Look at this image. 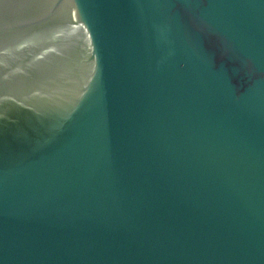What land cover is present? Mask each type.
<instances>
[{"label": "water", "instance_id": "95a60500", "mask_svg": "<svg viewBox=\"0 0 264 264\" xmlns=\"http://www.w3.org/2000/svg\"><path fill=\"white\" fill-rule=\"evenodd\" d=\"M0 264H264V0H0Z\"/></svg>", "mask_w": 264, "mask_h": 264}]
</instances>
